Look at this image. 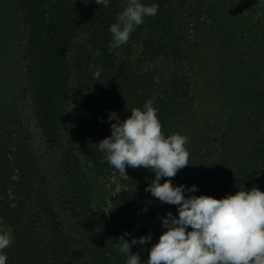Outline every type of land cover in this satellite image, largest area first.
<instances>
[{
  "label": "rangeland",
  "instance_id": "374dc122",
  "mask_svg": "<svg viewBox=\"0 0 264 264\" xmlns=\"http://www.w3.org/2000/svg\"><path fill=\"white\" fill-rule=\"evenodd\" d=\"M141 2L158 4V12L146 16L135 28L128 41L132 49L121 48L111 66L115 71L123 65L122 70L131 72V86L139 91L133 93L134 105L129 110L128 95L122 93L123 111L112 89L117 72L102 65L101 52L88 33L95 29L81 23L73 56L65 64L69 71L59 70L67 85L56 98L61 130L53 143L47 144L33 113L27 70L30 44L20 3L0 0V204L15 207L21 203L19 177L29 173L45 200L42 218L48 220L49 227L43 221L38 226L49 230L50 235H61L63 226L68 239L73 240L68 229L71 219L60 200L63 188L84 205L106 213L111 210L113 196L127 188L125 181L109 164L97 170L89 162V147L99 150L98 142L111 135L115 121L109 122L110 112L115 111L123 120L131 115L132 108H142L149 99L166 135L188 137L189 165L173 178H162V183L171 179L174 185L195 184L198 191L186 195L216 198L253 186L264 191V0ZM118 5L119 14L126 0H118ZM249 31L259 35L251 36ZM149 40L163 46L151 56H142ZM97 69L102 70L99 79L94 77ZM153 73L157 78H152ZM156 99L161 100L158 107ZM148 173L155 176L151 169ZM177 207L152 195L133 204L136 218L146 224L153 237L144 245L131 247L144 264L152 244L166 231L162 217L169 211L178 215ZM3 221L10 226L5 218ZM14 231L15 240L18 233ZM129 233L127 240L131 241L136 235L133 230ZM4 251L7 264H22L14 244Z\"/></svg>",
  "mask_w": 264,
  "mask_h": 264
},
{
  "label": "trees",
  "instance_id": "16d2710c",
  "mask_svg": "<svg viewBox=\"0 0 264 264\" xmlns=\"http://www.w3.org/2000/svg\"><path fill=\"white\" fill-rule=\"evenodd\" d=\"M19 3L30 44L27 52V70L28 84L33 92V113L47 144L53 143L55 135L61 130V112L56 98L57 93L67 85L61 78L64 73L60 74L59 70L69 71L65 64H68L73 56L72 47L81 23H87L95 29L88 33L91 34L96 50L101 52L102 65L108 71L117 72L112 89L116 91L118 103H121L123 111L126 110L120 95H128L127 107L130 110L134 105L133 93L139 92L131 86V72L128 68L126 71L122 70L123 65L115 71L111 66L115 64L121 48L130 50L133 45L128 42L109 50V42L112 39L109 29L117 21L120 9L118 0L110 1L108 7L98 5L96 0H59L58 3L50 0H19ZM171 14L175 16L174 12ZM171 19L172 17L169 18L170 21ZM249 35L255 36L259 33L249 31ZM151 39L153 40V37ZM161 46L163 45L156 46L149 40L141 55L151 56ZM155 77L157 78V75L153 73L152 78ZM160 102L161 100H155L156 107ZM88 151L89 162L102 171L108 163L101 152L95 146L89 147ZM241 165L242 170L244 164ZM127 168L129 178H123L124 187L127 188L113 196V207L108 213L99 207L91 208L82 204L67 188H63V199L60 200L71 219L68 229L73 235V240L68 239L63 226L60 228L61 235L57 236L50 235L49 230L45 228H39L40 221L49 227L48 220L42 218L45 200L40 198L37 180L29 173L22 174L17 187V191L22 193L21 203L15 207L0 204V218H5L15 229L14 232L18 233L13 244L19 251L22 264H88L87 257L94 264H125L126 255L118 251V244L122 243L124 238L127 239L129 230L135 232V238L148 235V227L136 218L132 207L135 202L151 195L145 188L154 179V176L148 173L149 169L131 166ZM243 179L240 178V181ZM145 219L143 216L142 221ZM55 240H58L55 242L57 244L54 243ZM54 245L61 251L55 250Z\"/></svg>",
  "mask_w": 264,
  "mask_h": 264
},
{
  "label": "clouds",
  "instance_id": "9594fccd",
  "mask_svg": "<svg viewBox=\"0 0 264 264\" xmlns=\"http://www.w3.org/2000/svg\"><path fill=\"white\" fill-rule=\"evenodd\" d=\"M96 3L108 7L110 0ZM158 7L155 3L126 0V7L110 26L109 50L127 44L135 28L146 16H155ZM101 71L94 72L96 79ZM108 119L115 121L111 123V135L98 142L105 161L125 179L129 178L128 166L151 169L155 176L145 191L161 202L178 206V215L169 211L162 217L166 231L152 244L146 264H264V191L253 186L216 198L186 195L198 191L195 184L174 185L171 179L162 183V178H173L178 170L189 165L188 137L162 131L152 99L142 108H132L131 115L123 120L115 111L110 112ZM152 238V234L131 241L124 238L118 251L126 255L125 264H144L131 247L144 245ZM13 242V229L0 218V264H7L4 250Z\"/></svg>",
  "mask_w": 264,
  "mask_h": 264
}]
</instances>
